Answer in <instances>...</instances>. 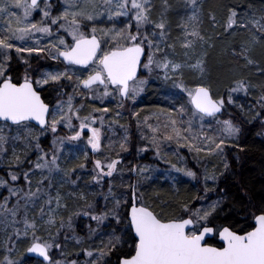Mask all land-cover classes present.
Instances as JSON below:
<instances>
[{"label": "snow or ice", "instance_id": "1", "mask_svg": "<svg viewBox=\"0 0 264 264\" xmlns=\"http://www.w3.org/2000/svg\"><path fill=\"white\" fill-rule=\"evenodd\" d=\"M237 7L228 8L225 35L237 24L240 15ZM153 11L152 0H58L56 4L52 0H0V164L11 151L7 161L8 178L0 177V188L8 192L0 200V228L7 235L2 247L6 254L0 264H22L26 253L37 254L47 264H53L52 248L59 249L65 257L55 264H81V255L85 257L82 264H112L111 257L117 252H120L118 264H264V206L253 213L251 230L215 224L222 211V201L207 199L210 192L216 191L208 187L209 182L216 183L219 179L215 169L209 172L205 168L204 196L192 198L200 202V207L192 202L181 203L178 211L167 214L157 212L146 203L140 191L155 179L159 169L124 163V154L130 152V125L121 124L120 120L126 110L135 108L152 82L150 78L140 79L138 68L146 70L149 77L162 73L157 79L178 90L170 93L171 96H187L184 102L173 99L168 109L157 110L154 124L149 117L141 121L139 112L129 111V120L136 121L140 133L139 142H147L137 147V156L154 150L156 159L170 165L172 171L164 173V178L173 183L178 182L173 173L197 178V173L179 155L181 149H187L200 163L210 156H220L226 141L238 137L241 129L231 119L218 117L226 104L235 103L233 93L247 92L252 87L243 78L234 80L227 96L219 98H214L200 83L188 87L185 71L203 73L205 50L215 47L213 39L221 40L223 36L213 38L204 32L200 0H188L191 14L175 28L164 13L154 18ZM259 11L262 15L257 17L251 6L245 10L239 28L249 29L253 35L247 42L233 43L229 53L233 59L243 60L246 66H254L249 59L252 48L264 41V7ZM208 23L215 27L216 17L210 16ZM100 24L112 26L99 27ZM173 31L179 35L173 37ZM178 45L179 62L175 59ZM32 59L51 60L55 67L32 69ZM13 62L27 66L22 82L9 75ZM46 87L57 91L59 99L55 106L45 103L41 97ZM67 87L72 88L71 93L66 92ZM65 96L67 99H63ZM77 98L81 100L79 105L74 103ZM97 101L114 103V107L93 106ZM257 103L264 110V95ZM86 110L88 114L81 116ZM61 125L72 135L54 139L51 152L44 151L33 129L38 127L41 133L50 130L55 135ZM117 130L122 132L118 140L115 139ZM84 136L91 156L103 155V160H91L93 174L85 184V188L98 185L102 189L107 181L106 193H93L102 196V205L99 201L88 202L89 193L85 191L61 192L65 184L73 189L79 187L77 181L81 177L76 180L70 177L76 170L85 169L89 161V151L85 150L84 163L75 169L62 168V148L66 142H79ZM104 139L108 141L106 151L102 148ZM17 142H22L23 151H18ZM33 147L38 153L34 162L28 159ZM165 149L176 156L175 163L169 160ZM25 165L27 170L21 171ZM224 168L227 170V163ZM37 170L40 178L33 181ZM21 176L25 187L16 186ZM56 176H60L56 181L60 187L52 195ZM117 178L119 185L115 182ZM69 201L77 203L75 210ZM79 201L85 203L80 206ZM63 213L68 214L67 219ZM81 215L90 217L97 228H89L87 239L71 236L77 247L86 246L79 252L67 253L69 237L65 236L61 243L56 241L65 229L73 230L74 219ZM20 224L23 228L18 227ZM57 224L59 227L53 236L51 229ZM41 230L48 231L47 239L37 235ZM125 233H131L132 245L128 252L121 251L126 243ZM216 233L221 246H212L205 239ZM96 237L99 241L93 243ZM21 238L29 239L30 244L25 252L12 259L15 243ZM72 255L76 259H71Z\"/></svg>", "mask_w": 264, "mask_h": 264}, {"label": "trees", "instance_id": "2", "mask_svg": "<svg viewBox=\"0 0 264 264\" xmlns=\"http://www.w3.org/2000/svg\"><path fill=\"white\" fill-rule=\"evenodd\" d=\"M163 2L167 4V6L174 5V0H152L154 5V18L160 16L164 11L161 10V3ZM200 5L203 9L202 27L204 32L213 38L216 35H222L223 39H213L212 42L215 44V47H209L205 50L207 56L204 75L197 78L192 75L191 72L185 74L184 79L187 86L191 88L194 87L196 83H200L203 86H207L211 90L213 97L216 98L218 92L229 90V86L233 85L234 80L243 78L247 83L252 85L250 90L243 92L245 101L248 103V105H246V103H243V105L246 109L250 107L249 112L244 108L243 113L236 109H233V112L230 113L229 119H231L241 131L237 138L226 143L225 150L222 153L224 163L222 169L218 173L219 179L213 187L216 191L211 192L212 197L222 201V211L218 213L214 223L225 226L230 224L234 230H250L251 227H253V213L256 212L257 208L264 206V134L262 130H260L259 125L256 124L255 117L250 118L253 116V113H255L254 111H256V108L259 107L257 101L260 94H262V88H264V41H260L252 48L249 59L253 61L254 66H246L243 60L233 59L229 53L233 43L240 44L242 42H247L253 35L251 33L247 34L244 29L241 30L239 28V22L245 10L251 6L255 10V15H262L259 9L264 7V0H200ZM232 5L238 6L237 11L240 15L237 16V24L225 35L224 33L227 30L228 24V8ZM241 5H243V7H239ZM212 15L216 17L215 27L208 23ZM178 17L176 12H172L171 10L167 11L166 18L171 22L173 28L178 24ZM176 35L177 31H173L172 36L175 37ZM18 67L19 66H12V71L9 75L19 78L20 71H18ZM158 87L156 83L147 86L140 102L136 104L135 108H131L130 111L137 109L140 118H145L148 114L159 109H168L171 105L168 106L164 101L163 94L165 92H171L166 88L162 89ZM54 94L55 93L50 87L44 88L41 92L43 100L49 104L55 100L54 98L56 97H54ZM238 96L240 97V94H237V97ZM173 98L174 97L171 99ZM181 98L182 96L179 95V97L175 99L182 100ZM253 105L255 106L254 111L251 109ZM226 111L227 109L225 108L223 114L219 116V118L223 119ZM241 115L244 118L241 117ZM120 123L129 124L130 131L134 130L135 126H133L132 120H129V113L120 120ZM130 131L129 133H131ZM43 138L42 142L44 145H47L48 140L46 136ZM129 138L130 152L124 154V163H153V159L151 160V158L148 157V153L140 157L136 155L134 134H129ZM115 139L117 138L115 137ZM118 148L119 146L117 143L116 149L118 150ZM104 150L106 151L105 147ZM113 157H115V153H113ZM168 157L170 158L171 156ZM225 163L228 165L227 170L223 168ZM78 165L79 164L75 162V168H77ZM3 170L4 169H1L0 171ZM220 173H223V175H220ZM74 177L75 179H73ZM77 177H81V179L77 181L79 187L76 189L71 188L70 191L87 192L88 188H85V184L91 180L92 176L86 177L76 171L74 175L71 176V179L76 180ZM115 182L119 185V178H117ZM200 189L201 187L197 184H193L183 178H179L177 183H173L171 181H166L165 178L160 175H155V179L150 183H146L140 191L144 193V201L157 212L172 214L174 211H178L181 203H194L192 198L200 195ZM69 205L74 210L76 206L75 202L69 201ZM117 235H120V233L117 232ZM130 237L131 233L124 234L126 243L123 244L121 251H131L130 246L132 245V240ZM106 238L105 236V239ZM207 243L220 246L215 236L209 239ZM119 255L120 252L112 255V264L117 263ZM23 264H31V260L25 259L23 260Z\"/></svg>", "mask_w": 264, "mask_h": 264}, {"label": "rangeland", "instance_id": "3", "mask_svg": "<svg viewBox=\"0 0 264 264\" xmlns=\"http://www.w3.org/2000/svg\"><path fill=\"white\" fill-rule=\"evenodd\" d=\"M52 3L56 4V3H58V0H53ZM161 4H162L161 10H164L162 13L165 14V18L167 16V11L168 10H171L172 12H176V14L179 16L178 17V24L181 21L185 20L187 18V16L191 14L190 11H188V0H174V5L173 6H167V8L164 7V5H165L164 2L161 3ZM53 14L55 15V14H58V13L54 12ZM256 16L259 17L258 14ZM156 18H159V16H157ZM36 19L37 20L39 19V15H36ZM98 26L99 27H104V26L110 27L112 25L100 24ZM121 26H123V25H117V27H121ZM244 30L247 32V34H250V33L253 34L249 29H244ZM178 35H179V33L177 32L176 36H178ZM67 39L69 41L71 40L70 37H68ZM177 53H178V55L175 57V59L177 60V62H179V60H180V55H179L180 48H179V45L177 46ZM144 60L146 62V57L144 58ZM30 65H31L32 69L39 68L41 70L45 69L46 67H48L50 65L55 67V64H54L53 61L45 60V59H39V60L38 59H32L30 61ZM12 66L13 67L19 66L18 67L19 68L18 71H20V77L19 78H20V80H23V77L25 75V68L27 66L22 64V63H16V62H13ZM187 73L189 74V72L185 71V74H187ZM185 74H184V76H185ZM29 75H31V73H29ZM158 75H162V73H153V74H151V77H149V73L141 67V73L139 75V78L140 79L150 78L152 82L149 83L147 86L156 83L159 86L158 88H162V89L166 88V89L170 90L171 93H176L178 91L176 89H173L170 84L165 85L160 79H157ZM192 75H194L195 77L198 78L201 75H204V71H203V73L197 71V72L192 73ZM50 89L53 90V92L55 93L54 97H56V98H54L55 100L50 105L51 106H55L57 104V101H58L59 97L57 96V91L54 89V87H50ZM65 90L68 93L72 92V88L71 87H67ZM102 90L103 89H101V91ZM227 92H228V90L227 91H223V92L222 91L218 92L216 98H219L222 95L226 97L227 96ZM237 94L238 95L240 94V97L239 96L237 97ZM179 95L180 94L176 95L173 99H175L176 97H179ZM261 95H264V92H262V94H260V96ZM180 96H182L181 102H184V101L187 100L186 94H182ZM172 97L173 96H171L170 93H168V92H165L163 94L164 101L168 104V106L171 105V101L173 100V99H171ZM233 97H234L235 103L234 104H226L225 108L227 109V111L225 112V114L223 116V119H221L219 117H218V119H220V120L229 119L230 113L233 112V109L240 110L243 113V109L245 108L243 103H246V105H248V103L245 101L244 93L243 92L233 93ZM63 99H67V97L65 96V97H63ZM74 103L79 105L81 103V100L79 98H77L74 101ZM93 106H95V107H108L109 106V108H113L114 107V103L105 102L104 104H101L100 102L97 101V102H95V104ZM249 108L248 109L245 108L247 110V112H249ZM130 109L131 108H129V110L125 111L124 117L129 113ZM251 109L254 111L255 110V106L254 105L251 106ZM133 111L138 112L137 109H133ZM155 112L156 111L148 114V116H147V117L150 118V122H152L153 124L156 122V117L154 116ZM254 112L255 113H253V116H251V117L249 116V117L250 118H254L255 117L254 119L256 120V124L259 125L260 130H262V133L264 134V110H262L260 108V106H259L258 108H256V111H254ZM256 112L259 113V116H257ZM87 114H88L87 110L80 113L81 116L87 115ZM241 117H243V116L241 115ZM143 119L144 118H140L141 121H143ZM132 123H133V126H135L134 130L130 131V129H129V131L134 134V138H135L134 140H135V145H136V149H137V147H143L144 143H147V142H143V143L139 142L140 133L137 130L136 121L132 120ZM212 123H213V125H215V121H213ZM77 124H78V122H77ZM97 126H99V125H97ZM145 131H146V129H145ZM33 132L35 134L39 135V143L41 145V148L44 151H46V152H51V150L53 148V140L54 139L63 138V137H67L69 135H72V133L69 132V130L67 128L63 127V125H61L58 128V130L55 133V135H53V133L50 130L45 132V133H41L38 128L33 129ZM131 133H129V134H131ZM13 134H15V133H13ZM105 134L107 135V133H105ZM209 134H211V133H209ZM21 135H22V138H23V133H21ZM121 135H122V132L117 130V136H116L117 140L119 139V137ZM45 136H46V138L48 140L47 145H44V143L42 142V140L44 139L43 137H45ZM86 139H87V137L84 136L83 139L81 141H79V142H66L65 143V145L62 148V154L60 156V166L62 168H65V169H68V168H74L75 169V162L78 163V164L85 162V160H84V151L88 150L89 151V161L86 164V168L85 169H79V170H76V171L78 173H80V174H83L86 177H89V176H92V174H93L92 171H91V169L93 167V164L91 163V160H94V159L103 160V155L91 156L90 149H86ZM231 140H234V139H229V140L226 141V143H228ZM107 143H108V141L106 139H104L102 148H104V147L106 148ZM17 146H18V151H23L22 142H17ZM56 146L60 147L59 144H57ZM172 148L173 149L175 148L174 144L172 145ZM165 151L168 152V156H171L170 158L168 157L169 160L172 163H175L176 159H177L176 156L172 155L171 152L168 151V149H165ZM135 152H136V150H135ZM146 153H148V157L151 158V160L153 159L152 161H153L154 164L150 163V162L149 163L140 162V164L141 165H151L154 168L159 169V172L155 173L154 175H160L161 177L164 178V173L172 171L169 164H166L163 160H159V159L155 158L154 150L153 151H148ZM37 155H38V153L35 152L34 147H33V150L28 153V159L34 162L37 159ZM136 155H137V152H136ZM144 155H145V153H142V154L139 155V157L140 156H144ZM179 155L181 157L185 158L186 166L197 173V178L196 179H191V178H188L186 176H183L182 174H176V173H173V174L177 175V179L183 178V179H186V180L192 182L193 184L195 183L198 186H200L201 189L199 190V192H200L199 196H204V191H203L204 186H205L204 185V180H203L204 170H205V168H207L209 172H212V170L215 169L216 170V174L218 175V173L222 169V165L224 163L223 162V155L221 154L220 156H210V157L206 158V161H202L200 163H197V161L193 158V156L188 153L187 149H181L180 152H179ZM10 158H11V151L9 150L8 155L3 158V163L0 164V170L4 169L3 171H0V177H4L5 179L8 178L7 175H6L7 171L9 170L8 169V165H7V161ZM113 158H115V157H113ZM158 162H160V163H158ZM178 166H184V165H179L178 164ZM13 167H15V166H13ZM23 170H27V165H25L21 169V171H23ZM45 175H46V173H45ZM39 178H40V174H39V170H37V175H35L32 179H33V181H35V180H38ZM70 179H71V177H70ZM73 179H75V177ZM59 180H60V176H56L55 180H54V187H53V190H52V195H55L56 188L60 187V185L58 183H56V181H59ZM215 184L216 183L209 182L208 187L213 188L215 186ZM16 186L25 187V182H24L22 176L20 178L19 183ZM70 189H71V187H69L67 184H65V186L61 189V192H62V194H64L66 192H69ZM33 190H35V184H33ZM101 192H105V193L107 192V181L104 183L102 189L98 185L92 186V187H88L87 193L90 194L87 197L88 202L96 203L97 201H99V203L102 205L103 204L102 196L101 195H93V193H101ZM7 195H8L7 189L6 188H0V200H2L3 197L7 196ZM207 199H208L209 202H211V201L217 200L218 198L212 197L211 192H210L208 194V196H207ZM12 203H15V199L12 200ZM84 203H85L84 201L78 202V204L80 206H82ZM193 204L195 205V207H200L201 206L200 202H197V201H194ZM75 205L76 206H75L74 210L77 207V203H75ZM10 206H11V204L9 205V207ZM32 214L33 213H31V212L29 213L30 217H31ZM21 215H22V213H21ZM67 215H68L67 213H63V216H64L65 219H67ZM45 219H47V217ZM18 227L23 228V224L18 225ZM57 227H59V224H57L56 227L51 229V234L53 236H55V234H56V228ZM120 227L123 228L124 226L120 225ZM89 228H93V229L97 228L96 222L91 221L90 217H84L82 215L78 216L73 221V230L69 231V230L65 229L64 231H62L60 233L59 238H58V240L56 242L57 243H61V242L64 241L65 236H68L69 237V242H68V244H67V246L65 248V252H67V253L79 252L81 247H85L86 245H82L80 247H77L76 246V241L72 240L71 236L76 235V236H80V237H83V238L87 239L88 236H89ZM37 235L47 239L49 233L46 230H41L40 232L37 233ZM6 240H7V235L4 232V229L0 228V259H3L4 255L6 254L2 250L3 242L6 241ZM98 241H99V237H96V239H95V241H93V243H96ZM29 244H30V240L29 239L21 238L19 240V242L15 243L16 251L12 253L11 258L12 259H16L17 257H19L20 253L25 252V249H26V247ZM21 250H23V251H21ZM50 255L52 256L53 264H55L56 261L62 260V259L65 258V257H63L61 255V251L59 249H56V248L50 249ZM25 259H26V254L22 257V264H23V260H25ZM71 259H76V256L72 255ZM79 259H80L81 264H82V262L84 261L85 257L83 255H81L79 257ZM31 264H45V263H42V262L37 261V260L36 261L31 260Z\"/></svg>", "mask_w": 264, "mask_h": 264}, {"label": "water", "instance_id": "4", "mask_svg": "<svg viewBox=\"0 0 264 264\" xmlns=\"http://www.w3.org/2000/svg\"><path fill=\"white\" fill-rule=\"evenodd\" d=\"M140 72H141V68H138V75L140 74ZM21 82H22V81H21ZM204 87H205V86H204ZM208 89H209V88H208ZM210 93H211V91H210ZM33 124H35V122H33ZM129 207H130V205H129ZM252 223H253V226H254V222H253V220H252ZM250 230H251V229H250ZM215 235H216L217 241L220 243L218 233H216ZM213 236H214V235H211V234H210L209 236H207V237L205 238L206 241H208L209 239H211ZM208 244H209V243H208ZM210 245H211V244H210ZM212 246H214V245H212ZM220 246H221V245H220ZM26 255H27V257H29V258H34V259L39 260L40 262L47 263V262L43 261V258L39 257L37 254H34V253H26ZM116 264H118V261H117Z\"/></svg>", "mask_w": 264, "mask_h": 264}]
</instances>
